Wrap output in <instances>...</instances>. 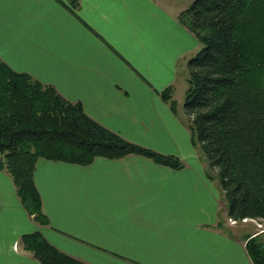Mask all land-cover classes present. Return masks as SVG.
Masks as SVG:
<instances>
[{
	"label": "crops",
	"instance_id": "crops-1",
	"mask_svg": "<svg viewBox=\"0 0 264 264\" xmlns=\"http://www.w3.org/2000/svg\"><path fill=\"white\" fill-rule=\"evenodd\" d=\"M183 9L174 0H0V60L125 140L183 164L137 154L87 165L37 158L41 223L25 218L0 169V201L30 233L86 264H253V232L229 223L213 169L169 104L200 49L177 20ZM23 235L0 239V264H40Z\"/></svg>",
	"mask_w": 264,
	"mask_h": 264
},
{
	"label": "trees",
	"instance_id": "trees-1",
	"mask_svg": "<svg viewBox=\"0 0 264 264\" xmlns=\"http://www.w3.org/2000/svg\"><path fill=\"white\" fill-rule=\"evenodd\" d=\"M177 20L201 44L186 62L182 106L191 141L215 171L227 216L264 222V0H192ZM168 100L175 113V101ZM0 153V169H6L22 206L40 223L41 199L33 181L37 158L87 165L96 157L137 154L174 169L183 166L174 155L125 140L90 118L79 103L2 60ZM21 241L40 264H86L39 232ZM246 248L253 264H264V235L253 232Z\"/></svg>",
	"mask_w": 264,
	"mask_h": 264
},
{
	"label": "rangeland",
	"instance_id": "rangeland-1",
	"mask_svg": "<svg viewBox=\"0 0 264 264\" xmlns=\"http://www.w3.org/2000/svg\"><path fill=\"white\" fill-rule=\"evenodd\" d=\"M174 1H175V4H176L177 7L185 9V8H187L190 5L192 0H174ZM200 47H201V44H200ZM186 78H187V66H186V70H185V75L183 76L182 74H180L178 80L175 83V96H174L175 113H177V116L184 123V125H185V127L187 129V135H188V139L190 141V145H191L192 149L199 156V159H200L203 167L205 169H208V170L210 169L212 171V168H210L209 165H208V160H207L206 156L202 153V151L200 150V148L197 145L196 141H194V144L191 141V136H190L189 130H188L187 126H186L187 118H186V116H185V114L183 112V106H182L183 105L184 92H185V89L187 87ZM2 159H3V154L0 153V161ZM3 172L8 174L6 169H4ZM214 173H215V171H214ZM209 174H211V173L209 172ZM214 177H215V174L213 175V178ZM215 180H217V179H215ZM8 181L9 182L11 181L10 185H11V183H13L11 177L9 178ZM216 184H217L218 189L221 190V187L219 186V182L218 181H216ZM13 187H14V185H13ZM14 190H15V187H14ZM15 194H16L15 197H17L16 198V203H17L19 209L23 212L25 218L27 217L26 219L27 220L29 219V221H30V218L28 216H32L33 217V215H29L27 213V211L25 210V208L22 206V204H21V202L19 200V197L17 196L16 190H15ZM221 196H222V193H221ZM238 224H245V225H247L249 227L250 231L255 232L256 234H260L261 236L264 235V232H258L257 228L255 227V224L252 221H248L246 223L239 222ZM26 233H30V232L27 229V227L25 225H23L18 220V217L16 218V210H15V208L8 201H0V239L3 240V239H5V237H7V239L8 238L12 239V238H14L16 236H19V235H22V234H26ZM8 242H10V240ZM27 261L29 262V264H37V262L29 260V259Z\"/></svg>",
	"mask_w": 264,
	"mask_h": 264
},
{
	"label": "built area",
	"instance_id": "built-area-1",
	"mask_svg": "<svg viewBox=\"0 0 264 264\" xmlns=\"http://www.w3.org/2000/svg\"><path fill=\"white\" fill-rule=\"evenodd\" d=\"M228 221L230 224H236L237 222H243L246 223L248 221H252L255 224V227L257 228L258 232H264V222L261 219H254V218H242L241 220H235L232 218H228Z\"/></svg>",
	"mask_w": 264,
	"mask_h": 264
}]
</instances>
